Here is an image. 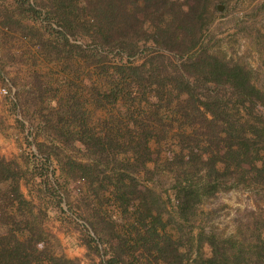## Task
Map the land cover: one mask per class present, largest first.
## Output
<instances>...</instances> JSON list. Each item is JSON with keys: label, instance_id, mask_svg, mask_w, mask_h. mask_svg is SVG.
<instances>
[{"label": "trees", "instance_id": "trees-1", "mask_svg": "<svg viewBox=\"0 0 264 264\" xmlns=\"http://www.w3.org/2000/svg\"><path fill=\"white\" fill-rule=\"evenodd\" d=\"M14 1L27 16L39 13L30 0ZM57 2L58 39L69 44L75 37L72 26L78 8L85 13L96 42L91 51L120 58L99 67L107 90L102 107L113 104L118 110L116 123L113 119L97 126L81 122L75 104L67 109L68 121L59 118L52 125L65 137V145L78 142L91 158L89 164L69 165L73 177L87 181L95 192L108 193L121 213L134 208L135 222L127 232L120 233L114 226L106 231L95 221V235H86L85 245L102 258L101 264H193L178 240L161 231L164 205L153 191L140 190L138 181H154L162 145L177 128L178 150L164 162L177 166L173 190L183 220L195 216L202 200L219 190L240 185L264 188V92L254 83L253 70L200 45L215 0H195L187 8L173 0ZM44 27H52L51 20ZM139 31L145 36L142 40L152 38L158 46L135 64L131 59L138 55L141 39L129 42L127 38ZM169 55L178 57V62L171 65ZM12 167L0 158V186H9L0 187V264H80L41 245L38 216ZM204 238L213 254L194 264L250 261L244 250L231 251L235 243L230 239L214 233ZM263 250L259 247L258 264L264 262Z\"/></svg>", "mask_w": 264, "mask_h": 264}, {"label": "rangeland", "instance_id": "rangeland-1", "mask_svg": "<svg viewBox=\"0 0 264 264\" xmlns=\"http://www.w3.org/2000/svg\"><path fill=\"white\" fill-rule=\"evenodd\" d=\"M173 1L186 8L195 2ZM30 2L39 11L37 16L25 15L14 0H0V158L10 162L20 176L21 191L33 205L42 229L41 245L80 264H101L102 258L85 245L86 235H95L93 223H101L106 231L114 226L125 233L135 222L134 208L121 213L108 193L95 192L87 181L73 177L69 165L89 164L91 158L78 142L65 145V137L52 125L59 118L68 121L67 109L75 104L80 108L79 121L90 126L114 120L118 110L113 104L102 107L107 90L99 67L120 58L91 51L96 42L81 9L75 11V37L67 44L57 37V0ZM48 19L52 27L47 30ZM204 23L200 45L221 59L250 67L254 83L264 92V0H215ZM130 35L129 42L141 39L139 53L131 59L139 64L158 45L152 38L142 40L145 36L140 31ZM178 59L172 56L169 63ZM3 87L11 96L2 94ZM230 108L233 114L234 105ZM176 132L177 128L171 131L173 138L162 145L154 181H138L140 190L153 191L164 205L161 231L178 240L193 264L212 256V247L204 238L211 233L233 241L232 252L244 250L250 261L243 264H258L257 253L264 246V188L240 185L219 190L202 200L195 216L183 220L173 190L177 166L164 162L178 150ZM138 257L141 259L140 254Z\"/></svg>", "mask_w": 264, "mask_h": 264}, {"label": "built area", "instance_id": "built-area-1", "mask_svg": "<svg viewBox=\"0 0 264 264\" xmlns=\"http://www.w3.org/2000/svg\"><path fill=\"white\" fill-rule=\"evenodd\" d=\"M1 92H2V94H4V95L11 96L9 90H8L7 88H5V87H3V88L1 89Z\"/></svg>", "mask_w": 264, "mask_h": 264}]
</instances>
